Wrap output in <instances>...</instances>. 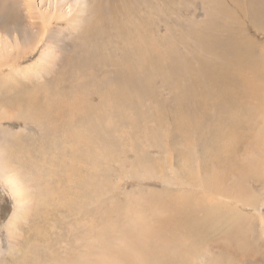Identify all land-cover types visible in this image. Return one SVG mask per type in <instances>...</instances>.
Segmentation results:
<instances>
[{"label": "rangeland", "instance_id": "obj_1", "mask_svg": "<svg viewBox=\"0 0 264 264\" xmlns=\"http://www.w3.org/2000/svg\"><path fill=\"white\" fill-rule=\"evenodd\" d=\"M13 1L0 0V49L11 46L10 53L19 52V59L23 58L13 62L12 69L4 67L0 75V264H159L163 255L169 257L163 264H264V0H122L131 13L127 23H134L137 14L143 16L142 27L154 25L155 40L142 49L146 55L161 52L153 56L160 57L157 60L166 70H160L153 84H145L152 99L146 92L124 117L112 116L118 124L100 134L96 148H73L61 131L53 137L55 129L64 125L58 117L49 123L37 113L29 114V102L37 95L47 109L63 105L56 103L60 97L78 98L76 107L82 103L99 107L95 103L101 99L92 86L103 87L102 74L92 76L80 68L86 57L83 45L88 46L83 32L94 0H78L73 11L74 0H59L66 20L53 21L41 44L36 37L17 35L24 30L23 5H19L23 1ZM54 4L55 0H35L34 6L42 12ZM221 11L230 30L217 35L229 50L223 47V56H212L204 48V38L216 29ZM75 16L79 19L69 20ZM237 43L242 44V52L233 50ZM3 55L1 63L8 62ZM186 56L197 73L200 58L212 65L222 63L226 72L230 70V82L211 86L212 91L204 82L195 85L203 79L201 72L199 78L189 75L178 84H189L194 91L183 96L167 65L175 58L183 65ZM258 58L260 70L255 66ZM78 80L83 87L75 85ZM107 80L104 86L116 81ZM33 115L39 119L34 121ZM18 151L24 153L19 159ZM27 151L31 156L24 165ZM18 175L29 196L20 205L11 181ZM220 187L226 197L218 192ZM244 191L258 194L263 206L247 204ZM51 195L55 196L51 199ZM212 198L243 216L230 225L231 232L218 235L212 229L200 242L201 231L188 230L194 228L187 215L200 214ZM61 200L70 205L66 211L59 205ZM180 244L184 247L177 252Z\"/></svg>", "mask_w": 264, "mask_h": 264}, {"label": "bare ground", "instance_id": "obj_2", "mask_svg": "<svg viewBox=\"0 0 264 264\" xmlns=\"http://www.w3.org/2000/svg\"><path fill=\"white\" fill-rule=\"evenodd\" d=\"M21 1H23V2L22 3L20 2L19 5L20 4L23 5V6H20V7H21L22 12L24 14V30L22 29V32L20 31L21 33L19 32L17 35L28 36L27 38H29V37L35 38L36 37V38H38V40H39V42L41 44V42H43V39H46V35L48 34L49 28L53 24V21H56L57 19L66 20L65 19V17H67V16H65L66 14L64 15L65 16L64 18L61 17V12H62V3L61 2H63V1L60 2L58 0L59 1L58 3H60L58 5L57 0H55V4L53 5L52 8L49 7L50 9L48 8L47 11H42V12H41V10H39L40 8H37V7L34 6L35 0H21ZM77 1L78 0H74L73 3L70 4L71 11H73L76 8ZM14 3L15 2L13 1L12 4H14ZM17 6H18V3H17ZM90 7L91 8L89 9L88 20L86 22V25H85V28H84V32H83V40L86 41V43H88V46L86 44L83 45L84 48H85L84 51H85L86 57L84 58V60H81V64L82 65H81L80 68L81 69L85 68L84 72H90V74H92V76H95V75H97L99 73L102 74L101 75L102 77L100 78L101 82L99 84L103 85V87L101 88L100 86H96L94 88L92 86L93 92L95 94H97L99 96V98L101 99V100H99L98 103H95V104H98L99 107L94 108V106H93L94 104H90V103H87V102L86 103L88 105H86L85 103H82V105H78L76 107V104H77L76 101L78 100V98L74 99L73 97L70 98V99H64V98L60 97L58 99V102H56V103H62L63 105H61L58 108H53V109H47V105L46 106L43 105V102H41L42 99L40 97H38L40 95L35 96L31 100V102H29V107L31 109V111L29 110V112H30L29 114H33V113L36 114L37 113L38 116L40 118H42L43 121L47 120V121H49V123L52 121L53 118H57L58 117L60 119L59 121L61 123H64L63 126L56 125V126L61 127V128L55 129L54 134H52L53 131H52L51 134H52L53 137H55L56 133L61 131L64 134L67 143L70 144L69 146H71L73 148H75L76 146H78V148H79L82 145H84L85 147H87V146L91 147V145H92L93 148H96L98 143L101 142L100 134H104V132L106 130H108V129H110L112 127V124L115 121V120L113 121V117L112 116H114V117L123 116L124 117V115H126L128 110L131 111V109H134V108H136L139 105L138 99L141 100L142 99L141 97H143V95L146 92H148L147 95H149L150 98L152 99V95H153L152 90L150 88L146 89L147 87H145V84H149V85L153 84V82L157 78H159L158 75L160 73V70L162 72H164L163 70H166V68L164 69V67L166 65H163V63L160 60H157L160 57L155 59L154 56H153L154 53L161 54V52L160 53L158 51L154 52L155 51L154 50V51H152L153 54L150 51V52H148V55H146L144 53V52H146L145 51L146 49L145 50L142 49V47H143L142 45L143 44L148 42V46H149V44H150L149 42L155 40L154 35L156 33L154 34V28H153L154 25H152V26L150 25V28H146L147 26L145 27V25H143L145 28L142 27L140 25V23H142L141 21H142V17L143 16L138 17L137 14H136L137 17L134 20V23H132V21L130 20L129 22H131L132 24H130L128 22L129 23V25H128V23L126 22V19L129 20V18H127V17H129V15H131V13H130L129 9L127 8V6L123 5L122 0H94L93 5H91ZM107 7H108V9H107ZM153 7H155V6H153ZM18 8H19V6H18ZM142 8H143V6H142ZM151 9H153V8H151ZM142 10H140V11L143 13ZM87 11H88V9H87ZM139 12H138V14H139ZM146 12H148V11H145V13ZM58 13H59V18H58ZM150 14H152V13H150ZM224 15L225 14L222 12L221 21L215 26L216 29L213 30L212 33L209 34L206 38H204V41H205L204 48L212 56H213V54L216 55V56H223L224 55L223 47L228 49L226 44L222 42L221 35H219V34L217 35L218 31H221L223 34H226V32H228L230 30L228 28L229 25H226L224 23L225 21H228L224 17ZM151 17H152V15H151ZM77 19H79V17L75 16V17H73V18H71L69 20L76 21ZM67 23H68V21H67ZM144 23L146 24L145 20H144ZM56 24H58V23H56ZM234 27H235V24H234ZM141 28H143V29H141ZM13 33L11 34V37L14 39L15 43L18 44V38H17L16 34L15 33L13 34ZM187 33H188V31H187ZM138 37L141 38L140 43L137 41ZM92 38H93V40H92ZM150 38H151V40H150ZM21 39H22V37H21ZM25 41H27L26 37H25ZM92 42H94L96 44L92 45ZM177 43L178 44H182V43H179V41ZM170 44H171V42H170ZM183 44L185 45V43H183ZM150 45H152V44H150ZM241 46H242L241 43H237V44H235L233 46V50L238 51V52H242L241 49H240ZM5 47H6L5 49H0V59H2L3 56H4L3 54L6 53V61L8 60V62L1 63V61H0V75L4 72V69H3L4 67H7V68L11 67V69H12V67L14 66L15 62L18 64V63H20V60L23 59V58L19 59V54H20L19 52H18V56L13 55L12 53H10L11 50L9 48H11V46H8V47L5 46ZM158 48H159V46H158ZM204 48L202 49V51L204 50ZM177 50H178V48H177ZM178 55H180V54H178ZM7 56H8V58H7ZM52 56H54V55H52ZM9 57L12 58V61L11 60L9 61ZM186 57L185 58L181 57V58H183L182 60H185V63L183 65H182L183 62L180 63V61L178 59H176V58H175V60H174V62L172 64L169 61L172 66L169 65V64L167 65L169 67L168 70L171 72V74H170L171 79L173 81L176 80V84L178 85V89L177 90L178 91L180 90L184 94V95L182 94L183 96L186 97L189 94L191 96L192 95L191 93H193V91H194V89H191L190 87H187L189 84H187L186 86H181V85L178 84V81H180L181 79H184V80L187 79L189 77V75L191 77H198V78L203 75V77H202L203 79H201L200 82L198 80L195 85L196 86L197 85L201 86V84H203V82H204V87L206 86L208 88H211V90L212 89L214 90V88L211 87V86H216V85H218L220 83L225 84V83H229L230 82V80H231L230 70L228 68L227 72H226V67L224 65H222V63H221V65H218V66L217 65H212L213 63L209 62L210 60H207V59L204 60L203 58H200L201 59V62H199L200 71H198V73H197V71L195 70V66L191 63V61L188 59V57L187 58ZM259 58L257 60L256 65L255 64L254 65L257 67V69L260 70L261 67H262V61L259 60ZM216 59H218V58H216ZM172 60H173V58H172ZM196 63H198V62L196 61ZM74 66H76V65H74ZM70 68H71V65H70ZM72 69L74 70L73 67H72ZM105 69H108L109 71H107ZM76 70L78 72V70H80V69H76ZM35 72L37 74H40V71L38 69H36ZM261 72H262V75H263L264 74V67H262ZM74 73H76V72H74ZM80 74H83V73H80ZM198 74H201V75L199 76ZM23 75L25 76V74H23ZM83 76H84V74H83ZM107 77H113V79L116 80V81L114 80L116 83L113 82L114 84H112V85L104 86V84L106 83ZM166 77H168V76H165L164 78H166ZM98 78H99V76H98ZM84 80H86V79H84ZM91 80H92V78H91ZM77 82L78 83L75 84V85H77V87H79V88L83 87V83L81 82V80H78ZM85 83L87 84L86 81H85ZM251 86H253L252 88L255 87L254 85H251ZM183 87H187V88H183ZM122 88L124 89V91H122ZM250 89H251V87H250ZM198 96L199 95H197V94L195 95V97H198ZM95 101H97V100H95ZM259 103H261V102H259ZM128 105H130V106L127 107ZM54 106L57 107L56 104H54ZM75 108H76V110H75ZM36 115H33V116H35V117L32 118L34 121H37L39 119ZM138 116H140V115H138ZM77 119H78L80 124H77ZM117 122H119V121H117ZM137 122H138V120H137ZM114 124H118V123H114ZM54 128H55V126H54ZM117 131L118 130H116V132ZM121 133L122 132H120V134ZM107 135H108V133H107ZM128 135H129V133H128ZM58 136H59V134H58ZM109 137H111V136H109ZM106 144H107V142L105 143V145ZM110 145H112V144H110ZM108 146H106V149H107ZM72 150H74V149H72ZM30 152L27 151V153H26V158L24 160L25 162H23L24 165H26V163H28L26 161V159L31 156ZM42 154H43V152L40 153V155H41L40 158H42V160H43V155ZM23 156H24V153H22V151H18L17 152V159H19V157H23ZM38 156L39 155L37 154V157ZM106 158H108V157H106ZM46 159H47V155H46V158H44V160H46ZM72 161L73 160H71V163H72ZM64 162L65 161H63V163ZM41 163H43V162H41ZM51 163H53V162L51 161ZM77 163L80 164V161L77 162ZM77 163L74 160V164H77ZM47 165H50V164H47ZM65 165L67 166V164H65ZM61 166H62V164H61ZM77 166H79V165H77ZM53 167L55 168V165ZM58 167L60 168L59 165H58ZM55 172H57V171H55ZM73 172H74V170H73ZM61 173H64V172L62 171ZM74 173H73V175H74ZM51 174H54V173H51ZM67 174H68V172H67ZM70 176L72 177V173H71ZM43 177H44V175H43ZM48 177L46 176V178H48ZM71 177H70V179H68L69 181L72 179ZM89 177L91 178V176H89ZM65 180H67V179H65ZM11 181L13 182V184L15 186V194H16V197H17V203H19V205H20V204L23 203L22 200H26L27 201L29 199L28 194H26V191H27L26 189L27 188H26L25 184H23V182L20 180L19 175L17 177L12 178ZM71 183H73L72 180L70 181V185H71ZM48 184H50V183H48ZM86 184H88V182H86ZM44 188H45V186H44ZM46 189H48V188H46ZM242 190H244V189H242ZM53 191H54V189H51V191H49V192H52L53 194L57 193L55 191H54L55 192L54 193ZM225 191L226 190H223V188L220 187V191H218V192L220 193V195H224ZM242 193H244L243 195H245V196H243L244 197L243 200H246L247 204L252 205V206H254V205H260L261 207L263 206V203H261L258 200L259 199L258 196H257L258 194L249 193L247 191H244ZM39 194L41 196H43V193H41V190H40ZM54 196L51 195V199ZM59 197L60 196H58V199H56V198L55 199L56 200H60ZM64 197L66 198V196H64ZM48 198H49V196H48ZM208 200H206V202ZM210 200L212 202L209 201L208 204L206 203L201 208L200 214H195V215L191 216V213H190L189 215H187V217L189 219H191V223L193 225L192 228H194L193 230L191 228L188 229V230L190 232H193L195 230V228H197V229H199L201 231V238H199L200 242H202L204 240L205 232H207L209 230H212V229H215L218 232V235L222 234V233L231 232L232 230L229 229L230 225H233V222L235 220H238L239 218H242V216H243V214H241V212H238L237 209H234V210L231 209V207L227 206L226 203H224V202H213V200L214 201H218L219 199H213L212 198ZM43 201L45 202V199ZM44 205H46V204H44ZM59 205L60 206L62 205V207L65 208V211H66V208L68 206H70L64 200L59 201ZM47 206H49V205H47ZM56 207H58V205ZM257 207H259V206H257ZM50 208H51V206H50ZM54 208H55V206H54ZM70 208L73 210L72 207H70ZM59 209H61V208H59ZM69 211H71V210H69ZM196 212H198V211H194V213H196ZM52 213H54V212H52ZM52 213H51V216H52ZM54 215H56V214H53V216ZM70 215H72V213ZM49 216H50V214H49ZM68 216H67V218H68ZM69 217H71V216H69ZM20 218H22V216H20ZM50 218L48 217L49 220H50ZM201 218H204V219L202 221H200ZM213 220H214L215 223H213ZM16 221L14 223H12V224H15ZM262 222H263V220H262ZM15 226H18V225H15ZM53 226L55 227V225H53ZM261 226H262V231L264 232V225L262 224ZM54 227H51V228H53V230H54L55 229ZM56 228H57V225H56ZM44 237H46V236H44ZM71 243H72V240H71ZM63 244H65V243H63ZM67 245H68V243H67ZM181 246L184 247L183 244H180L178 246V248H176L177 252H179V249H182ZM29 247H31V246H29ZM189 251H190V249L188 250V252ZM191 251L189 252L190 254L193 252V251L192 252ZM29 253H32V252H29ZM160 253H164V252L161 251ZM184 254H185V252L182 255H184ZM182 255H180L178 257L182 258ZM183 257H185V256H183ZM204 258H206V256L204 254H202V259H204ZM198 259H199V257H198ZM32 260H33V258H32ZM168 260H169V257L167 255H163L161 258H159L158 263L159 264H163V262H167ZM38 261L39 260H37L36 263ZM153 264H157V263H153Z\"/></svg>", "mask_w": 264, "mask_h": 264}]
</instances>
